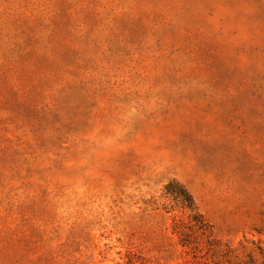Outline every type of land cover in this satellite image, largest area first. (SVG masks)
Segmentation results:
<instances>
[{
    "label": "rangeland",
    "instance_id": "obj_1",
    "mask_svg": "<svg viewBox=\"0 0 264 264\" xmlns=\"http://www.w3.org/2000/svg\"><path fill=\"white\" fill-rule=\"evenodd\" d=\"M0 264H264V0H0Z\"/></svg>",
    "mask_w": 264,
    "mask_h": 264
},
{
    "label": "trees",
    "instance_id": "obj_2",
    "mask_svg": "<svg viewBox=\"0 0 264 264\" xmlns=\"http://www.w3.org/2000/svg\"><path fill=\"white\" fill-rule=\"evenodd\" d=\"M179 196H184V201L187 203L188 207H190L193 211L195 210L193 200L190 196H188L184 191H179Z\"/></svg>",
    "mask_w": 264,
    "mask_h": 264
}]
</instances>
